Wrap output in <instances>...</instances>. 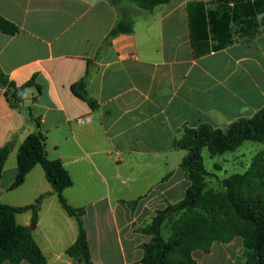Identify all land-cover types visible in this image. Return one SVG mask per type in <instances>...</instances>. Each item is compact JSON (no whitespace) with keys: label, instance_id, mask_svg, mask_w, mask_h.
Here are the masks:
<instances>
[{"label":"crops","instance_id":"0c3cea01","mask_svg":"<svg viewBox=\"0 0 264 264\" xmlns=\"http://www.w3.org/2000/svg\"><path fill=\"white\" fill-rule=\"evenodd\" d=\"M118 2L119 8L114 0H0V15L20 29L0 31V69L17 85L35 76L41 87L28 88V99L13 107L0 86V147L13 144L0 202L25 206L47 194L33 228L32 212L16 217L31 228L47 264H74L66 251L78 226L41 165L10 189L19 147L30 134L45 136L48 157L61 159L73 180L63 193L69 205L86 210L92 263L142 264V245L151 237L138 229L190 186L181 167L187 151L175 145L184 128H225L264 108V0H172L152 10ZM198 2L204 6L189 9L208 52L195 57L188 4ZM214 14L227 15L226 35L214 29ZM122 18L134 20V32L102 48ZM88 67L97 109L72 90ZM44 209L46 233L38 230ZM237 239L194 257L198 264H242Z\"/></svg>","mask_w":264,"mask_h":264},{"label":"trees","instance_id":"16d2710c","mask_svg":"<svg viewBox=\"0 0 264 264\" xmlns=\"http://www.w3.org/2000/svg\"><path fill=\"white\" fill-rule=\"evenodd\" d=\"M132 1L141 9L152 10L172 0ZM192 5L202 7L204 3L188 4L194 55L200 57L208 50L203 49L206 45L203 44L201 22L198 32L194 26L189 9ZM215 16L218 18L213 21L214 29L220 28L221 34L226 35L229 20L227 15L220 17L214 14ZM0 31L16 35L20 29L0 15ZM133 32L134 20L120 19L105 38L102 48L111 46L118 36ZM99 53L101 54V49ZM90 77L91 70L88 67L85 77L74 83L72 90L91 109H97L98 103L88 91ZM35 80L36 77L33 76L26 83L17 85L0 69V86L5 89V96L13 107H18L28 99V88L35 86L41 91ZM183 131L175 145L178 149L187 151L181 167L190 186L181 201L157 210L152 220L138 229L151 237L149 242L142 245V264H198L194 257L195 251L209 253L214 243L228 244L235 238L243 241L242 264H264V149L255 155L247 170L225 177L221 190L208 186L206 178L213 174L206 169L203 158L205 148L215 157L235 152L245 142L264 145V108L254 116L238 119L225 128L203 124L197 128L185 127ZM12 150V143L0 147V180ZM17 165V175L10 189L21 186L28 173L35 166L41 165L61 207L77 222V239L67 249V255L73 259L74 264H93L83 222L86 210L68 204L63 192L73 185V180L61 159L48 157L46 138L42 133H32L24 140L18 150ZM215 167L220 168L217 164ZM46 196L47 194L42 195L34 203L25 206H11L0 202V264H20L23 261L47 264V258L35 241L31 228L20 225L16 219L18 214L30 211L33 214L32 223H37L42 201ZM130 206L134 210L136 202H132Z\"/></svg>","mask_w":264,"mask_h":264},{"label":"rangeland","instance_id":"374dc122","mask_svg":"<svg viewBox=\"0 0 264 264\" xmlns=\"http://www.w3.org/2000/svg\"><path fill=\"white\" fill-rule=\"evenodd\" d=\"M118 1L119 0H114V3L119 8L120 4ZM263 149H264L263 144L254 143V142H245V144L242 147H240L238 150H236L235 152H228L224 155H218V156L212 157L208 149L205 148L203 150L204 165L206 169L210 173L213 174L206 178L208 186L216 190L223 189L222 180L225 177H228L229 175H231L232 173H242L245 170H247L248 167L251 165L255 155L258 152L262 151ZM216 164L219 165L220 168H216L215 167ZM47 215H57V214L54 212H49L47 213ZM40 221L41 223H40V227L38 228V230H43L46 233V209H44L40 213ZM61 223L63 224V222L59 220V224ZM33 225L35 224L33 223ZM39 232H37L38 235L40 234ZM165 235H166V232H165ZM40 241H44L42 245L44 249H46V237L44 236L43 238L41 237ZM235 242L242 243V240L241 238H238ZM237 246L238 245H236L234 249H237ZM199 261L201 263V260Z\"/></svg>","mask_w":264,"mask_h":264},{"label":"built area","instance_id":"2783aa9c","mask_svg":"<svg viewBox=\"0 0 264 264\" xmlns=\"http://www.w3.org/2000/svg\"><path fill=\"white\" fill-rule=\"evenodd\" d=\"M85 120L84 119H80L79 122H84Z\"/></svg>","mask_w":264,"mask_h":264},{"label":"water","instance_id":"95a60500","mask_svg":"<svg viewBox=\"0 0 264 264\" xmlns=\"http://www.w3.org/2000/svg\"><path fill=\"white\" fill-rule=\"evenodd\" d=\"M34 225L31 226V228H33Z\"/></svg>","mask_w":264,"mask_h":264}]
</instances>
